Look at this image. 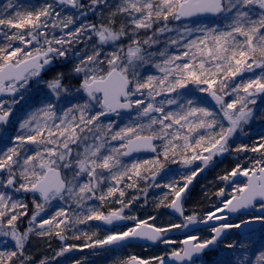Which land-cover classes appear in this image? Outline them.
I'll use <instances>...</instances> for the list:
<instances>
[{"label": "snow or ice", "instance_id": "6c2138e0", "mask_svg": "<svg viewBox=\"0 0 264 264\" xmlns=\"http://www.w3.org/2000/svg\"><path fill=\"white\" fill-rule=\"evenodd\" d=\"M89 13L99 15L100 22L89 21ZM209 14L220 17L223 26L193 28L178 23ZM0 37V96L10 97L0 99V128L12 125L14 106L24 99L21 90L26 91L32 81L46 84L54 97L19 122L18 134L9 138L12 146L0 133V144H4L0 148V236L12 242V250H0V264H34L25 251L33 233L54 234L64 241L68 239L64 233L77 224L99 221L116 226L125 220L132 221V226L102 239L94 240L97 233L87 231L73 238L90 241L85 248L131 240L178 243L180 247L165 255L150 260L133 255L122 264H168L166 256L177 264H197L194 257L215 246L227 229L241 228V224L213 225L211 238L205 239L185 235L177 241L170 232L226 221L225 213L257 206L264 212V136L251 148L234 149L261 157L252 159L250 167L237 164L219 177L233 185L230 192L220 188L215 193L225 198L220 206L201 218L196 213L185 215L183 204L192 180L214 157L230 150L229 141L253 118L250 105L264 95V0H52L39 7L7 0L0 10ZM125 39L127 43H119ZM80 44L83 49L77 47ZM106 45H112V50L107 51ZM57 60L71 61L70 71L44 81L42 73L55 67ZM149 67L159 75L148 74ZM74 78L78 85L71 83ZM72 94H79L81 102L58 107L56 100ZM199 94H206L218 107L206 106V98ZM133 109L136 119L123 127L102 119ZM140 152L156 155L125 161ZM161 158L186 167L202 161L203 167L183 175L182 186L176 179L156 183L164 168ZM237 176L246 181L237 183ZM141 181L169 190L158 206L173 209L183 217L181 223L160 227L150 223L154 216L140 219L125 213L138 199L125 202V189L139 190ZM9 189L30 197L13 199ZM169 195L172 199L165 204ZM28 198L33 212L29 227L22 231L17 222L28 215L24 202ZM54 200L71 201L77 211L69 216L66 208H59L37 222ZM93 201H99V206L89 203ZM107 202L119 207L105 213L101 209ZM253 222L264 223V215L242 224ZM73 247H62L51 260ZM239 247L246 246L241 242ZM245 262L253 264L247 256L239 264ZM39 264L51 261L45 257ZM255 264H264V251L255 257Z\"/></svg>", "mask_w": 264, "mask_h": 264}, {"label": "rangeland", "instance_id": "374dc122", "mask_svg": "<svg viewBox=\"0 0 264 264\" xmlns=\"http://www.w3.org/2000/svg\"><path fill=\"white\" fill-rule=\"evenodd\" d=\"M33 1L35 2L36 0H33ZM20 2H22V1L20 0ZM50 2H52V0H39V2H35V4H33V6L39 7L45 3H50ZM85 2H87V0H85ZM109 2L115 3L116 0H109ZM68 11H75V10L69 9ZM105 12H107V11H105ZM90 14H91V17L93 18V21L100 18L99 15H97V14L89 13V15ZM119 19L120 18L118 17V21H119ZM88 20L93 22L89 18H88ZM179 24L187 25V26L193 27V28L198 27V26L203 27V26L208 25L205 23H203V24L202 23H179ZM172 26L175 27L176 25H172ZM65 31H67V30H65ZM141 35L143 36V33H141ZM168 35H174V33H169ZM192 38H194V36ZM94 39H95V37H94ZM89 43H91V42H89ZM119 43H127V39H125ZM77 47L83 49L84 45L80 44V45H77ZM105 48L107 51H111L112 45H106ZM57 63H58L59 68H57V71H55L56 73L57 72L68 73L72 67L71 61L69 63H64L63 60H57ZM257 71H259V70H257ZM147 73L159 75L158 70L154 67H149L147 69ZM142 74H144L143 71H142ZM51 78H52L51 76L48 79L44 77L43 80L48 81ZM77 81H79V80L74 78L71 80V83L78 85L79 82H77ZM68 83H69V79L66 76L65 84H68ZM21 91L24 95V99L21 100V102L19 104L15 105L14 108L19 107L20 105H23L26 103L28 104V108H26V111L24 110L21 113L22 116L19 120L16 119L14 122H12V125H11L12 127L15 126V124L17 125V121L20 122L23 118H26L27 115L31 111L36 110L43 103L47 102L50 99L54 100V97L50 94V90L47 89L46 84H44L43 82H41L40 84H36L35 81H32L31 84H29L26 91L25 90H21ZM19 95H20V93H18L17 98H19ZM199 95L206 98V101H207L206 106L215 107L210 103L209 97H207L206 94H199ZM6 99H9V98H6ZM26 99L28 102L26 101ZM32 100H34L35 102L30 104V102ZM55 102L59 103L60 108H66L68 106H71L72 103L81 102V101H80V95L79 94H72L67 99L64 96H61L60 99L56 100ZM66 102H69L71 104H66ZM260 103L264 104V95H260L257 97V102L255 105H250V107H252L254 110V115H253V118L249 121V123L244 125V127L245 126H251L253 124V122L255 121L254 116H255V118L257 116L255 109L258 108ZM261 112H263V110H261ZM261 115H262V113L260 114V116ZM135 119H136V110L134 109L133 112L130 114H119V115H116L111 120H105V119H103V120L105 123H108L109 121H111L116 126L117 125H121V126L123 125L124 126L125 124L130 123V122L134 121ZM255 122L257 124H258V122H259V124H261L260 121L257 122V120H256ZM244 127H243V130L245 129ZM16 130H17L16 133L18 134L19 128L17 127ZM0 133L5 134V142H6L8 140V135H9L8 130H1L0 129ZM243 137H244L243 131L237 132V134L229 141L230 150L228 152L224 153L223 155H218V156L214 157L213 160L211 162H209L207 167H204V170L202 172H199L195 176V178L192 180V183L190 184L191 189L186 194V197H185V202H184L185 215H191L193 213H196V214H198L199 217L203 218L205 216V214L214 210L215 207L220 206V205H218V204H220L219 200H218L219 202L218 201H216V202L212 201L211 204H209V206H208V210H206L205 212H199L198 210H196V208H195V206L192 203L191 198H190V196L192 194V187L195 186L196 182L200 181L202 179V177H204L205 172L207 171L209 166L213 163L215 158H219V157L227 154L226 157L229 156L233 160L235 165L242 164L243 167H250L252 159H256V158L261 157L260 153H252L251 151H243V152L237 153L234 151L235 147L241 146L240 145L241 143L239 142L237 146L232 148L235 144L234 140L236 138L242 139ZM251 147L252 146H250L249 148H251ZM205 155H207V154H205ZM136 159H138V158H136ZM125 161H127V160L125 159ZM127 162H130V161H127ZM199 167H203L202 161H195V162H193V164L191 166H187V167L184 165H181V166L175 165L169 169L163 168L162 170H160L159 174L161 176H164V178H161L159 183H161V184L169 183L173 179H176V180L180 181V184L182 186L184 181L181 179V177L185 174L190 173L191 170L197 169ZM2 176H3V174H0V177H2ZM236 182L242 185L245 182V180H239ZM232 187H233V185L231 182H227V183L223 182V188H225L226 191L230 192ZM0 190H3V189H0ZM140 190H144V192H145L142 196H139ZM6 191H8L11 195H13V197L18 196L16 194L24 195V193H15L11 189L6 190ZM168 191L169 190L167 188H163V187L157 188L154 186H149L148 183H145L143 181H141L139 183V190L135 189V188L125 189V192H126V195L124 197L125 202L132 200L133 197H138V199H136L132 203L131 208L125 210V213L127 215H136L140 219H148L149 217L154 216L156 219L154 221H150V223H155L157 226H160V227H167L173 223H181L183 218L182 219L175 218L174 216H172L168 212V207H165L163 205L158 206L159 201L162 199L164 193H166ZM168 199L170 202L172 197L169 195ZM223 199H225V198L222 197V200ZM29 201L31 202L30 198H29ZM169 202L164 201L165 204H167ZM89 203H95L97 206H99V204H100L99 201H93V202H89ZM118 207H119L118 204L107 202L104 204V206L101 210L105 211V213H107V210L109 208H118ZM59 208H66L68 213H69V216H71L73 211H77L75 204L72 203L71 201H68L67 203H65L64 201L54 200L51 202V206L47 208V211L42 213L41 217L37 218V222H39V220L41 218H50L51 215L56 210H58ZM32 212H33V210L31 208L30 217L32 215ZM94 224L95 223L90 221L87 224H83V225H86L87 227L89 226V228L92 229V226H94ZM132 224H133V222L129 221L126 226L117 227L111 231L103 230V235L100 239L104 238L107 234H109L112 231L126 230V228L129 226H132ZM27 225L29 227V223ZM78 225H80V224L75 225V227L76 226L78 227ZM46 227H48V226H46ZM261 229L264 231V224H263ZM33 234H35V233H33ZM210 234H211V229H207V228L203 229L200 227V225H194V226H189V228H187V229H180V230L174 229L168 235L171 238L179 241V240L183 239L185 237V235H198L201 239H205V238H209ZM235 234H236V230L233 231V233L228 237L227 240H225L223 243H221L219 245V247L216 251L210 252L209 254L198 259L197 264H216V263H219L222 260L221 254L228 249L226 247V245L229 243H234L237 245L240 242L236 239ZM38 238H39V236H37V238H35L34 241L32 240L29 242V243L34 242L37 244L35 245V248L31 247V249H29V252L27 253L28 255H30L33 258L34 264H39V261L45 257L49 258L51 261V258L55 255L56 252L60 251V249L62 247L71 245V244H69L70 243L69 238L64 240V241L55 240L53 242V244H47L46 246H45L44 242H42V241L39 242ZM40 239H41V237H40ZM5 240L9 241V243L7 245H5L3 243V241H5ZM77 240H80V239H77ZM87 242H90V241H87ZM242 242H244V241H242ZM10 245H12V242H11L9 237L0 236V246L8 247ZM178 247H180V245L178 243L172 244V245H166V244L160 243L156 247H152V248L151 247H135L134 248L131 246V247H127V248H123V249L114 251V250L107 249L106 245L103 247H95V248H85V247L82 248L80 246H76V247H73V249L71 248V250L68 252L72 253L73 250L75 252H76V250H78V251L83 250L84 252L82 254H76L73 258L70 256V258L67 261H65L64 263H61V264H76L77 261L81 262V264H122L123 261L127 260L130 256H133V255L137 256L140 259L150 260V259H152V257L153 258L157 257L159 254H160L159 256L165 255L166 253L170 252L173 248H178ZM246 250H248L247 247L244 248V250H243L244 254L243 255H245Z\"/></svg>", "mask_w": 264, "mask_h": 264}, {"label": "trees", "instance_id": "16d2710c", "mask_svg": "<svg viewBox=\"0 0 264 264\" xmlns=\"http://www.w3.org/2000/svg\"><path fill=\"white\" fill-rule=\"evenodd\" d=\"M21 1L22 2H20V0H16V2L18 4L29 5L30 7L33 6V4H35V2H39V0H36L35 2L33 0H21ZM6 3H7V0H0V10L3 9V6ZM106 16H107V12H105V17ZM88 18L93 21L91 14L88 15ZM100 19L101 18L93 21V23H99ZM105 22H106V20H105ZM116 23H117V26H119L120 19L118 21V17H117ZM180 23H202V24L205 23V24H208L207 25L208 27H213V26H217V25H220L221 27L223 26V22H222L220 17H218L214 20H209V19L208 20H190V21H184V22H180ZM0 41H2V37H0ZM33 102H35V101L32 100L30 102V104ZM57 104H58V107H60L59 103H57ZM66 104H71V103L66 102ZM261 110H263V112H261ZM255 112L257 115L256 116L257 119L255 118V116H254V119H255V121L257 120V122L260 121L261 124H259V122L257 124L254 121L251 126H245L244 127L245 129L243 130L244 137L242 139L236 138L234 140L235 144L232 148L237 146L239 142L241 143L240 145H247L249 147L254 146V144L259 142L260 137L264 136V104L260 103L258 108L255 109ZM261 113H262V115L260 116ZM20 118L21 117L19 116V119ZM17 124H19V123L17 122ZM117 126L123 127V125L122 126L117 125ZM9 141L10 142H9L8 146H12L11 140H9ZM2 147H4V146H2ZM226 155L221 156L219 158H215L213 163L209 166V168L205 172L204 177H202V179L200 181L196 182L195 186L192 187V194H191L190 198H191V201L194 204L196 210H198L199 212H205L206 210H208V206H209V204H211L212 201H214V202H216L218 200L222 201V197H217L215 195V193L217 191H219L220 188H223V181H221L219 179V177L225 175L226 173L231 172L236 167L233 160L229 156L226 157ZM168 162L169 161H167V163ZM159 182L160 181H157L156 183H159ZM144 193H145L144 190H140L139 196H142ZM16 195H18V196L13 197V199H22V198H24L25 195L30 196V194H24V195L16 194ZM169 199L166 200V202H169ZM24 202L28 204V215L21 217L20 220H18V222H17L18 226L20 227V229L22 231L25 230L26 228H28L27 224L29 223L30 213H31L29 198L25 199ZM218 205H220V204H218ZM61 227H63V225ZM261 228L252 232V233H249V234H245V235H238L237 234L236 238L240 239V242L237 244V247L233 248V249H227L225 252H223L221 254L222 260L216 264H239V261L241 259H243L245 256H247L248 259L252 260L253 264H255V257L259 255L260 251H264V231ZM82 231H87L89 233H91V232L99 233L101 231V228L97 224H94V226H92V229L89 228V226L87 227L86 225L80 224V225H78V227L74 226V228L72 230L66 231L64 234L69 238L70 242H72L71 243L72 245H74L73 243H75V244L80 243V244L84 245L87 241L85 240V238L83 236H81L80 240L73 238L74 235H80V233ZM37 236L38 235H36V234H33L30 236L29 241L26 245V249H25L26 253L29 252V249H31V247L35 248V245L37 243H34V242L29 243V242L32 240L34 241V239L37 238ZM40 237L41 236H39V238H38L39 242L40 241L44 242L45 246L47 244H53V242L55 240H57L56 238H58L54 234L52 236L41 237V239H40ZM242 241H244L243 243L248 248V250H246L245 255H243L244 249H241L239 247V245ZM74 246H76V245H74ZM5 249L12 250V245H10L8 247H3V250H5ZM78 253H80V252L79 251L75 252L73 250L72 253L66 252L63 256L70 258V256L74 257ZM245 264H247V262H245Z\"/></svg>", "mask_w": 264, "mask_h": 264}, {"label": "flooded vegetation", "instance_id": "af4514ba", "mask_svg": "<svg viewBox=\"0 0 264 264\" xmlns=\"http://www.w3.org/2000/svg\"><path fill=\"white\" fill-rule=\"evenodd\" d=\"M57 68H59L58 67V63H57V61H55V67H53V68H51V69H49V71H47V72H45V73H43L42 74V76H43V78L45 77V78H49L50 76L51 77H53V75L54 74H56V72L55 71H57ZM79 82V81H78ZM31 84V83H30ZM18 95V94H17ZM6 98H9L10 99V97L9 96H6L5 98H3V99H6ZM26 101H27V99H26ZM28 102V101H27ZM26 108H28V104L26 103V104H23V105H20L19 107H15L14 108V114H13V117L11 118V121L12 122H14L16 119L17 120H19V116L21 117V113L25 110L26 111ZM134 110V109H133ZM133 110L131 111V112H129V113H123V114H130V113H132L133 112ZM21 114V115H20ZM121 114V113H120ZM117 114H115L112 118H114L115 116H116ZM24 116V115H23ZM112 118H103V119H105V120H111ZM18 122V121H17ZM19 123V122H18ZM17 127H18V124L16 125L15 124V126H10L7 130H8V132H9V135H8V140L5 142V143H7V145L9 144V138L11 137V138H13L17 133H16V129H17ZM1 130H5L4 128H0ZM16 133V134H15ZM158 144H159V142H157ZM11 144H12V142H11ZM2 146H4V144H0V148H3ZM158 151H159V148H158ZM156 154H153V155H150V154H134L133 156H131V157H126L125 159L127 160V161H131L132 159H136V158H138V159H152V158H154V156H155ZM161 163H163L164 164V168H167V169H169V168H171V167H173V166H175V165H178V166H181L182 164H176V163H172L171 161H169L168 163L167 162H165V161H163V159L161 158ZM161 178H164V176H161L160 174L157 176V178H156V182L157 181H160L161 180ZM239 180H243V179H239ZM239 180H237V181H239ZM224 182V181H223ZM190 189H191V185H189L188 186V189H187V192L185 193V197H186V194L190 191ZM30 197V196H29ZM31 200V199H30ZM184 202H185V198H184ZM184 202H183V204H184ZM29 204H30V208H32V210H33V204H32V200H31V202L29 201ZM185 209V208H184ZM168 212H169V208H168ZM256 216H259L258 214H256L255 212H250V213H247V214H240V215H238V217H236V218H232V217H228V220H227V223H230V224H241L242 223V221H246V220H252L254 217H256ZM93 223H95V224H97V225H99V227L101 228V231L99 232V233H97L96 234V236L95 237H93V239H100L101 237H102V235H103V230H106V231H111V230H113V229H115V228H117V227H123V226H126L127 224H128V222L129 221H127V223L126 224H124V225H117V226H114L113 228H106V227H104V226H102V224H101V222H99V221H92ZM263 224L264 223H262V225L259 227V228H257V229H255V230H253V231H250V232H248V233H246V234H249V233H252V232H254V231H256V230H258V229H260L262 226H263ZM200 227H201V225H200ZM234 230H236V234H235V236L238 234V235H244V234H239V232H238V228H231V231H230V233H229V236L233 233V231ZM228 236V237H229ZM228 237H226L222 242H220L219 243V245L221 244V243H223L225 240H227L228 239ZM210 238V237H209ZM57 240H60L59 238H56ZM238 241H240V239L239 238H236ZM72 242H70L69 244H71ZM82 243V242H81ZM87 243V242H86ZM74 245H76V246H80V247H82L83 248V244H75V243H73ZM72 245V244H71ZM219 245H218V247H219ZM150 247V246H147V245H141V244H129V245H126V246H123V247H120V248H110V247H108V245H106V247H107V249H109V250H120V249H123V248H127V247ZM3 247L4 246H0V250H3ZM152 248V247H151ZM218 249V248H217ZM61 250V249H60ZM76 251H78V250H76ZM80 253H78V254H82L84 251L83 250H81V251H79ZM205 255H207V254H205ZM205 255H203V256H205ZM202 256V257H203ZM202 257H200V258H202ZM73 258V257H72ZM69 258L68 257H64V256H60V257H57L55 260H51V264H61V263H64L65 261H67Z\"/></svg>", "mask_w": 264, "mask_h": 264}, {"label": "water", "instance_id": "95a60500", "mask_svg": "<svg viewBox=\"0 0 264 264\" xmlns=\"http://www.w3.org/2000/svg\"><path fill=\"white\" fill-rule=\"evenodd\" d=\"M215 18H217V16H212V15L209 14V15H203V16L193 17V18H190V19H185L183 21L193 20V19H215ZM6 96L7 95H2V96H0V99L5 98ZM209 99L212 102V104L215 105L214 101H212L210 97H209ZM131 111L132 110H122L120 113H129ZM115 114L116 113H112V114L108 115L105 118H112ZM135 154H150V155H153L154 153H151V152H140V153H135ZM234 179H235V181H237L239 179H245L246 180V178L243 177V176H237ZM186 192H187V190H186ZM185 193L183 195V202H184V198H185ZM250 212H255L258 215H264V212L261 211V209L259 208V206L255 207V208L243 209V210H241V211H239L237 213H225V215H227V220H228V217L236 218L240 214H246V213H250ZM169 213L172 216L176 217V218H183L178 213H176L173 209H170L169 208ZM218 215H220V213H218ZM227 220L226 221H211V222H209V225L208 226L201 225V227L202 228H209V227H211L213 225H219L220 223H225V222H227ZM126 223H127V220L118 222L117 225H124ZM101 224H102V226H104L106 228H113L114 227V226L104 225L102 222H101ZM261 225H262V223H260V222H253V223H251V224H249L247 226H245V225H243L241 223V228H238V232L240 234H246V233H248L250 231H253V230L259 228ZM230 231H231V228L230 229H227L225 231V233L219 238V240L217 241V243H216L215 246H209V248L208 249H205L204 252L199 257H194V259L197 260L198 258L202 257L204 254H206L208 252H211V251H214L215 249H217L219 243L222 242L228 236V234L230 233ZM129 244H141V245H147V246L154 247V246H157L158 244H160V242L153 243V242L145 241V240H131V241H125L121 245H108V247H110V248H120V247L129 245ZM166 260L168 261V264H177V262L172 261L170 259V257H167L166 256Z\"/></svg>", "mask_w": 264, "mask_h": 264}]
</instances>
